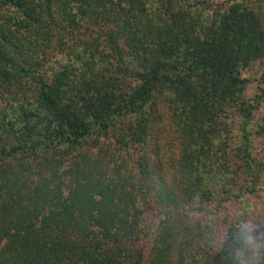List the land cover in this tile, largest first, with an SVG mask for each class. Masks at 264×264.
Returning a JSON list of instances; mask_svg holds the SVG:
<instances>
[{
    "label": "trees",
    "instance_id": "trees-1",
    "mask_svg": "<svg viewBox=\"0 0 264 264\" xmlns=\"http://www.w3.org/2000/svg\"><path fill=\"white\" fill-rule=\"evenodd\" d=\"M263 58L239 1L0 0V264H237Z\"/></svg>",
    "mask_w": 264,
    "mask_h": 264
},
{
    "label": "rangeland",
    "instance_id": "rangeland-1",
    "mask_svg": "<svg viewBox=\"0 0 264 264\" xmlns=\"http://www.w3.org/2000/svg\"><path fill=\"white\" fill-rule=\"evenodd\" d=\"M210 4H226L232 1H239L248 6H251L256 9L264 10V0H206ZM240 74L248 79L244 89V97L252 98L255 94L259 92L257 86L262 78H264V58L258 59L252 62L248 67L243 68L240 71ZM262 107L260 110L262 111ZM158 133V132H157ZM155 135H152L149 138V145L145 147L146 151L150 153V156L154 158L152 150H149V147H154L155 138L158 137L161 144V148L166 146V135L163 132H160ZM252 146L254 153L257 155H262L261 146L257 138H252ZM141 148L135 147L132 149L131 155L133 160L141 153ZM147 200L148 206L145 208L148 214V217L156 219L159 216V213L154 209V206L151 201V197H148ZM220 219L225 217L226 219H235L237 223H241L244 220L249 221H258L259 223L255 224V227H261L264 225V175L260 176L257 181L255 191L253 193H245L243 197L236 199H231L228 201L224 208L221 210ZM220 229H223L220 226Z\"/></svg>",
    "mask_w": 264,
    "mask_h": 264
},
{
    "label": "clouds",
    "instance_id": "clouds-1",
    "mask_svg": "<svg viewBox=\"0 0 264 264\" xmlns=\"http://www.w3.org/2000/svg\"><path fill=\"white\" fill-rule=\"evenodd\" d=\"M244 220L238 225L243 232V245L235 249L237 264H264V225Z\"/></svg>",
    "mask_w": 264,
    "mask_h": 264
}]
</instances>
